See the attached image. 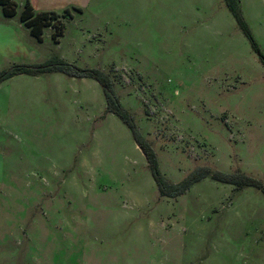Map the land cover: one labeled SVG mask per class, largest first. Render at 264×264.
<instances>
[{
  "label": "rangeland",
  "instance_id": "374dc122",
  "mask_svg": "<svg viewBox=\"0 0 264 264\" xmlns=\"http://www.w3.org/2000/svg\"><path fill=\"white\" fill-rule=\"evenodd\" d=\"M13 1L0 72L101 69L170 183L201 167L264 183V63L226 0H31L59 14L42 41ZM239 5L264 55V0ZM0 264H264V194L205 178L162 197L97 81L16 76L0 85Z\"/></svg>",
  "mask_w": 264,
  "mask_h": 264
},
{
  "label": "trees",
  "instance_id": "16d2710c",
  "mask_svg": "<svg viewBox=\"0 0 264 264\" xmlns=\"http://www.w3.org/2000/svg\"><path fill=\"white\" fill-rule=\"evenodd\" d=\"M227 7L235 17L239 27L245 36L251 41L255 51L264 63V55L261 53L254 37L249 29L240 9V0H226ZM10 5V8H9ZM0 6L4 9L6 17H14L17 14L16 4L13 0H0ZM64 15L72 17L69 9L64 11ZM59 14L53 12L35 13L34 8L27 2L25 8L20 14V20L26 27L30 29L31 34L39 41H42L43 31L47 26L51 25V21L57 19ZM54 37L58 35L55 33ZM52 73H62L72 78H91L97 81L103 88L107 102V111L118 116L124 124L131 130L133 138L139 148L145 155L147 162L152 171L159 193L162 197L176 198L185 194L193 185L205 178H212L224 184L235 186L237 190L245 187H253L260 190L264 194V183L245 173L237 171L235 173H224L214 171L209 167H201L194 170L186 179L178 184L170 183L161 173L159 169V161L156 151L152 144L144 138L138 130L132 113L125 109L119 100L115 91L116 82L110 73L101 69L80 68L59 57L38 64H13L11 67L0 72V85L16 76H43Z\"/></svg>",
  "mask_w": 264,
  "mask_h": 264
},
{
  "label": "crops",
  "instance_id": "0c3cea01",
  "mask_svg": "<svg viewBox=\"0 0 264 264\" xmlns=\"http://www.w3.org/2000/svg\"><path fill=\"white\" fill-rule=\"evenodd\" d=\"M25 1H28V0H25ZM30 1V4L32 5V7L35 9V10H37V11H50V10H44V9H42L41 8V5L40 4H38V2H35V1H31V0H29ZM73 1V3L75 4V6H77V8H80V10L82 11V5L83 4H81V3H83L84 1V3H88V0H68V3L67 4H69L70 2H72ZM80 1V2H79ZM87 1V2H86ZM0 27H4V29H6L7 27L5 26V25H2V26H0ZM11 40L12 41H14L15 43H18L20 46H19V50H20V52H21V48H22V50H24V52H26L25 50H27V48H26V46H24V44L19 40V36L15 33V34H13L12 36H11ZM21 55V54H20ZM20 55H17V54H15L14 56H20ZM13 59V58H12Z\"/></svg>",
  "mask_w": 264,
  "mask_h": 264
}]
</instances>
